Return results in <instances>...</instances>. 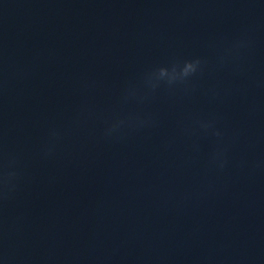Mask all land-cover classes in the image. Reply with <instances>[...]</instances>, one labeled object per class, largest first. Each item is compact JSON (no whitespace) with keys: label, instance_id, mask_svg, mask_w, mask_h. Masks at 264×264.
<instances>
[{"label":"water","instance_id":"water-1","mask_svg":"<svg viewBox=\"0 0 264 264\" xmlns=\"http://www.w3.org/2000/svg\"><path fill=\"white\" fill-rule=\"evenodd\" d=\"M0 264H264V0H0Z\"/></svg>","mask_w":264,"mask_h":264},{"label":"clouds","instance_id":"clouds-1","mask_svg":"<svg viewBox=\"0 0 264 264\" xmlns=\"http://www.w3.org/2000/svg\"><path fill=\"white\" fill-rule=\"evenodd\" d=\"M201 59L199 57L194 59L181 61H175L171 67L169 66H160L157 69H154L149 77L148 82L152 83L154 80H164L166 79L169 84L176 83L177 81L184 82L186 81L190 76L195 74L201 66ZM153 87H155V84H153ZM126 123L125 120L120 119L112 123L109 128L106 130V135H111L115 132H117L124 124ZM132 126H136V121L134 119H131L128 121ZM142 123V122H141ZM16 163V161L13 159L9 161V166H12ZM17 173L14 171L7 172L2 180L3 186H4V192L3 195L5 198L8 197L9 193L11 191L15 190V183L14 180L16 179Z\"/></svg>","mask_w":264,"mask_h":264}]
</instances>
